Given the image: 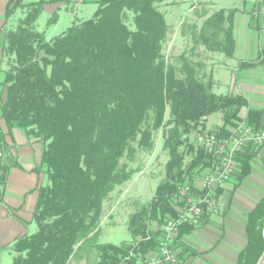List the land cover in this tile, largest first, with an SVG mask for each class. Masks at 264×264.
<instances>
[{"label": "trees", "instance_id": "obj_1", "mask_svg": "<svg viewBox=\"0 0 264 264\" xmlns=\"http://www.w3.org/2000/svg\"><path fill=\"white\" fill-rule=\"evenodd\" d=\"M167 0H96L93 17L74 22L47 38L37 29L43 2L22 4L25 12L7 33L2 84L7 99L0 117L44 144L41 187L34 211L36 230L11 246L13 264H137L158 246L161 226L176 214L180 184L197 186L213 155L196 149L190 133L208 115L221 112L218 135L244 126L264 128V107L249 105L243 93L217 94L198 46L235 56L233 17L239 8L220 9L189 26L192 46L167 57L169 25L159 9ZM181 0H171L178 2ZM210 0H197L199 4ZM56 11L48 19L57 22ZM190 51V52H189ZM264 63V49L260 53ZM257 61L240 62L251 67ZM247 107L244 117L242 108ZM162 132L169 154L166 176L152 200L131 214L132 240L98 243L104 202L131 179L132 163L154 148ZM257 147L238 157V184L252 170ZM0 182L5 169L0 164ZM197 226L185 225L180 236ZM264 198L248 215V243L238 264H258L264 252ZM178 256H180L178 254ZM180 264V263H179Z\"/></svg>", "mask_w": 264, "mask_h": 264}, {"label": "crops", "instance_id": "obj_2", "mask_svg": "<svg viewBox=\"0 0 264 264\" xmlns=\"http://www.w3.org/2000/svg\"><path fill=\"white\" fill-rule=\"evenodd\" d=\"M15 1L0 0V103L7 99V87L2 84L7 61V33L25 12L21 4L7 16ZM36 2H43L40 17L45 13L49 19L56 11L59 13L57 22L53 23L57 24L72 6L92 4L96 0H22L23 4ZM240 14L242 33L236 39L235 55L242 60H255L257 64L241 66L244 76L235 79V85L238 84L235 86L236 93L245 94L250 106L263 108L264 63L259 59L264 49V3L251 10L239 9L234 14L235 38V20ZM247 109L242 108V117ZM44 149L40 140L0 117V150L4 153L0 164L5 169L4 180L0 182V264H3L6 251L11 250L10 246L18 238L36 229L34 211L39 191L48 184V174L42 166ZM257 149L250 174L239 184L234 177L219 190L224 203L221 212L206 216L199 226L180 236L177 243L180 264H238L239 254L248 243V215L264 198V146Z\"/></svg>", "mask_w": 264, "mask_h": 264}, {"label": "rangeland", "instance_id": "obj_3", "mask_svg": "<svg viewBox=\"0 0 264 264\" xmlns=\"http://www.w3.org/2000/svg\"><path fill=\"white\" fill-rule=\"evenodd\" d=\"M264 0H210L207 3L199 4L197 0H181L171 2L167 0L162 3L159 9L164 13L166 22L169 25V36L165 47L167 57L176 58L184 51L189 50L192 43L189 39V26L193 23L200 25L203 21V15L207 10L209 16L220 9L239 8L242 10H251ZM98 4H86L82 6L74 5L70 11L63 14L57 24H48V15L43 13L38 19L37 29L45 31L46 37L63 33L74 22L93 17ZM241 14L236 16V39L240 38L242 29L240 28ZM238 27V28H237ZM186 32V34H184ZM190 52V51H189ZM195 53L199 56L188 54L194 60L205 62V72L212 74L216 84L213 90L217 94L236 93V77H243L244 72L241 69L240 59L235 55L228 57L222 52H207L203 46H198ZM236 86V87H235ZM223 116L221 112H215L208 115L207 119L199 125V129L209 130L212 127L221 126ZM197 130L190 133V140L196 143ZM169 154L163 146L162 132H159L155 138L154 148L151 151H141L138 154L136 162L132 163L135 173L120 188L112 192L110 198L104 202L103 215L98 233V243H112L120 245L123 242L132 240L129 230V219L131 214L141 207L147 205L156 193L159 184L166 176V164ZM36 230V229H35ZM12 250H7L3 258V264H13ZM264 252L258 264H263Z\"/></svg>", "mask_w": 264, "mask_h": 264}, {"label": "built area", "instance_id": "obj_4", "mask_svg": "<svg viewBox=\"0 0 264 264\" xmlns=\"http://www.w3.org/2000/svg\"><path fill=\"white\" fill-rule=\"evenodd\" d=\"M252 146H264V128L248 125L229 136L218 135L216 128L197 133L196 149L211 153L212 165L200 175L197 186L190 183L178 186L176 214L161 226L157 248L137 264L180 263L176 240L181 228L185 225L199 226L206 216L221 212L224 203L219 190L235 177L239 155ZM3 157L0 150V161Z\"/></svg>", "mask_w": 264, "mask_h": 264}, {"label": "water", "instance_id": "obj_5", "mask_svg": "<svg viewBox=\"0 0 264 264\" xmlns=\"http://www.w3.org/2000/svg\"><path fill=\"white\" fill-rule=\"evenodd\" d=\"M263 235H264V229H263Z\"/></svg>", "mask_w": 264, "mask_h": 264}, {"label": "bare ground", "instance_id": "obj_6", "mask_svg": "<svg viewBox=\"0 0 264 264\" xmlns=\"http://www.w3.org/2000/svg\"><path fill=\"white\" fill-rule=\"evenodd\" d=\"M263 264H264V262H263Z\"/></svg>", "mask_w": 264, "mask_h": 264}]
</instances>
